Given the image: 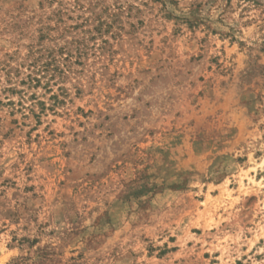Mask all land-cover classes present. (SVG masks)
<instances>
[{
    "label": "rangeland",
    "instance_id": "obj_1",
    "mask_svg": "<svg viewBox=\"0 0 264 264\" xmlns=\"http://www.w3.org/2000/svg\"><path fill=\"white\" fill-rule=\"evenodd\" d=\"M0 264H264V0H0Z\"/></svg>",
    "mask_w": 264,
    "mask_h": 264
},
{
    "label": "trees",
    "instance_id": "obj_2",
    "mask_svg": "<svg viewBox=\"0 0 264 264\" xmlns=\"http://www.w3.org/2000/svg\"><path fill=\"white\" fill-rule=\"evenodd\" d=\"M39 82V81H38Z\"/></svg>",
    "mask_w": 264,
    "mask_h": 264
}]
</instances>
